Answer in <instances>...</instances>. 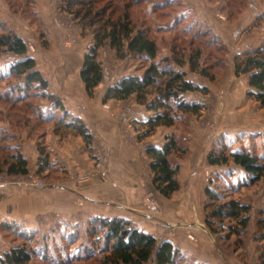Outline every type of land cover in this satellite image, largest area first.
Returning a JSON list of instances; mask_svg holds the SVG:
<instances>
[{"label": "rangeland", "instance_id": "374dc122", "mask_svg": "<svg viewBox=\"0 0 264 264\" xmlns=\"http://www.w3.org/2000/svg\"><path fill=\"white\" fill-rule=\"evenodd\" d=\"M216 1L222 0H99L95 6H107L106 13L111 11L114 17L128 2L135 26L146 28L159 46L156 61L163 55L170 56L172 45H176L184 58L188 57L190 50L200 48V64L210 66V72H214V65L224 67L227 62L232 65L233 58L229 59L227 53L223 56V51L218 49V40L204 23L205 19L203 21L200 18L209 12L207 4L213 5ZM232 1L236 6L240 2L239 6L244 8L247 18L251 15V18L256 17L252 11L264 12V0H242L243 3L240 0ZM10 2L12 8L18 9V14L34 27V37L24 40L26 55L35 60V67L45 79L46 88H36L31 84L23 90L24 77H13L9 73L10 65L22 56L0 53V162L4 157L20 152L27 160L28 173L12 178L20 181L24 188L39 189V209L32 219L0 222V257L14 247H25L33 253L30 264H105L103 258L106 255L102 249L103 238L98 221L115 217L128 220L131 226L152 235L158 243L169 238L175 230L191 226L193 222L198 223L202 218L201 224L209 231L204 219L205 212L209 210L205 208L209 203L206 195L202 204V218L199 215L197 217L194 210L196 218L193 216V220L192 217H181L173 206H169L167 211L162 209L166 206H163L161 197H165H158L154 190L153 196L145 190L142 200L144 206L140 203L139 209L135 208L131 201L126 202L127 191L118 186L116 181L118 168H127L129 161L148 166L150 159L144 153L146 146L162 145L165 137L172 134L181 146L187 147L193 129L213 128V121L177 112V119L172 126H158L143 137L146 127L142 122L146 119L138 121L136 118H142L148 112L150 116L154 113L138 104L134 95L125 100L106 102H102V96L108 86L122 77L141 74L148 62L143 57L128 54L120 59L105 41L97 56L103 77L93 96L89 97H94V103L99 100L97 105L103 108L104 115L90 122L81 121L91 139L90 144L86 145L80 136L61 126V123L76 118L70 105L76 103L80 91L72 75L62 74L74 64L72 53L79 49L81 40L86 44L83 49L87 50L92 44L93 27L87 20L75 18L61 10L64 0H50L49 25L45 26L39 17L40 28L32 21L36 20L33 11L37 12L33 0ZM133 3L136 5L132 6ZM161 4L165 6L161 7ZM159 5L160 9H157ZM76 8L77 5L73 6V9ZM225 9L229 15V9L226 6ZM216 11V18L223 20L224 15L217 8H213L212 13ZM4 32L0 23V34ZM168 66L176 68L172 63ZM176 69L190 72L188 63ZM63 82L73 83L75 89L72 92L61 89ZM17 88L22 91H16ZM47 95H50L49 99L45 98ZM147 98L153 100L154 93ZM249 100L257 102L252 98ZM54 102L60 108H56ZM169 102L174 104V100ZM257 104L260 106L259 102ZM256 115L254 123L249 120L243 129L231 131L230 137L218 138L215 145H210V151L247 150L264 156V107ZM58 120L61 121L59 125ZM55 126L59 128L57 133L53 131ZM25 145H32L27 147L31 153L23 150ZM187 151L184 154L173 153L170 156L172 164L179 167L178 161L187 155ZM42 162H45V166L39 173ZM102 171L104 175H101ZM229 171L230 174L213 172L215 175L212 176L204 171L205 187L217 194L216 205L229 200L247 204L250 208L247 213L249 221L246 229L241 231L235 219L224 218L222 230L213 235L222 246L225 245L235 264H255L258 245L264 243V239H261L264 236V176L251 184L240 166L232 162ZM1 173L7 175L5 171ZM35 181L41 182L42 186H36ZM3 223L8 224L9 228L2 226ZM259 225L262 227L259 228ZM234 229L239 233L232 232ZM179 252L175 264H195ZM145 264L152 262L150 260Z\"/></svg>", "mask_w": 264, "mask_h": 264}, {"label": "trees", "instance_id": "16d2710c", "mask_svg": "<svg viewBox=\"0 0 264 264\" xmlns=\"http://www.w3.org/2000/svg\"><path fill=\"white\" fill-rule=\"evenodd\" d=\"M10 1L6 0V4L12 10V13H20L18 9L12 8ZM98 1L64 0V5L60 6L61 10L72 14L75 18L80 17L83 20H87L90 27H93V42L83 54L79 72V77L87 96H93L96 86L102 80V68L97 56L99 49L104 45L105 41H108V45L115 50L118 58L123 59L128 54L143 57L148 62L147 67L141 74L122 77L108 86L102 96V102H106L108 100H125L134 95L138 104L144 105L147 110L152 111L154 114L142 122L146 127L142 134L143 137L152 133L158 126H172L177 119V112L181 114H198L202 105L183 100L181 94L184 92L205 94L208 92V88L186 80L184 78L185 71L176 68L180 69L185 63H188L190 72L214 81L218 74V70L215 68L219 69L222 66L216 64L213 66L214 72H210V66L200 64V48L190 50L188 57L184 58L182 52L177 50L176 45L171 46L170 56L163 55L156 61L155 59L159 54V46L156 40L149 35V31L146 28L135 26L129 3L126 2L122 6L120 13L112 17L111 11L106 13L107 6L96 8L95 5ZM240 1L242 2V0ZM34 2L35 0H33ZM239 3L236 6L234 1L226 0V8L229 9V15L241 10ZM76 5L78 8L73 9V6ZM134 5L136 4L133 3L132 6ZM162 6L164 7L165 4H161ZM159 7L160 5L157 9ZM33 15L36 20L32 21H35L40 28L41 22L35 10ZM0 23L1 29L5 30L4 33L0 34V53L22 56V58H18L10 65V75L17 78L24 77L23 90L31 84L34 87L36 86V88L45 89L46 81L41 72L36 69L35 60L31 56L26 55L27 47L22 37L7 27L4 22ZM218 42V49L223 51V56L226 55V48L219 40ZM170 63L176 68L168 66ZM232 65L233 73L236 77L247 76V85L249 87L246 93L247 97L254 99L259 102L261 107H264V45L235 54L232 58ZM19 88L16 91L21 92L22 90H19ZM152 93H154V98L149 101L147 96ZM45 98L49 99L50 95ZM170 100H174V104H171ZM54 105L56 108H60L59 104L55 103ZM57 122V125H59V122L61 123L60 120ZM61 126L72 130L76 135L80 136L86 145L90 144L89 133L79 119L74 118L71 122H63ZM58 129L55 126L54 133H57ZM144 151L145 155L150 159L149 169L152 174L153 188L161 196L170 198L180 187L177 180L178 166L172 164L170 156L173 153H186L187 147L181 146L178 139L170 134L165 137V141L160 147L148 145ZM206 159L210 165H227L232 160L234 164L240 166L246 172L251 184L264 176V156L253 154L247 150L219 153L212 150L208 153ZM0 166L2 168L3 166L5 167L3 169L0 168V171H5L11 177L24 176L28 173L27 160L20 152L4 157L3 161L0 162ZM44 166L45 162H42L38 168L39 173ZM204 193L209 199V203L205 205V208L207 207L209 210L205 212L204 219L210 233L216 234L222 230L224 218L235 219L241 231L246 229L249 221L247 213L250 209L247 204L229 200L216 205L217 194L208 187H205ZM98 224L100 227L99 232H101L103 238L102 249L106 255L103 258L105 264H145L150 260L152 264H175L176 258L180 255L179 250L174 248L170 241L163 240L158 243L152 235L131 226L128 220L115 217L101 219ZM2 226L9 228L6 223H3ZM260 227L262 226L259 225ZM237 231V229L232 230V232L238 234L239 232ZM261 239H264V236ZM32 256L33 253L29 249L14 247L0 257V264H30ZM255 264H264V243L258 245Z\"/></svg>", "mask_w": 264, "mask_h": 264}, {"label": "crops", "instance_id": "0c3cea01", "mask_svg": "<svg viewBox=\"0 0 264 264\" xmlns=\"http://www.w3.org/2000/svg\"><path fill=\"white\" fill-rule=\"evenodd\" d=\"M4 1L0 0V22H4L7 27L14 30L23 40H26L27 37L28 39H32L35 35L34 27H31L21 15L12 13ZM49 2L50 0H35L38 16L47 27L49 25ZM207 5V9L210 8V10L208 9L209 12L206 13V16L200 15V18L202 20L205 19V21L203 20L204 23L209 26L214 36L226 48L229 59L242 51L264 45L263 11L262 13L252 11L256 17L251 18V15L247 18L246 13L243 12L244 8H241L233 16L226 14L225 0L221 2L216 1L213 5L210 3ZM213 8H217L219 13L224 15L223 20L216 18L218 13L217 11L216 13H212ZM80 43L79 49L72 53L75 57V61L73 60L74 64L69 69L64 70V74L62 75H72L75 85L80 86L76 103L70 106L72 107L74 116L83 123H86L92 119L96 120L103 117L104 112L103 108L97 105L99 100H96V103H94V97L89 99L80 80L79 72L83 54L86 50L83 49L86 46V44L84 45L85 42L81 40ZM184 78L208 88V92L205 94L200 92H184L181 94V98L187 102H195L202 105L199 114H194L193 117L199 116L200 119L212 120L213 122H211L214 126L213 128L208 126L206 130L202 129V127L193 129L191 137L188 140L187 155L178 161L177 180L180 186L179 190L171 198H162L152 186V174L149 164L147 167H144L134 164L132 161H129L127 168H118L116 183L118 186L120 185L126 189L128 197L126 202L129 203L131 201L135 208L140 207V203L144 206L142 200L145 190L149 192L150 196H153L154 190V193L163 200V206H166L162 209L167 211L169 206H173L174 210L179 212V215H182L181 217H192L194 220L196 213L197 217L198 215L201 217L206 185L204 175L210 173L212 176L215 175L213 172L217 171L227 174L231 173L229 171L232 163L231 160L227 165H210L207 163L206 157L211 150L210 145H215V141L218 138L230 137L229 133L231 131L243 129L249 120H252L254 123L255 119H257L256 114L261 107L257 102L249 100L246 95L249 90L247 77H236L233 73V66L228 62L225 63L224 67L219 68L214 81L190 72H185ZM61 89L72 92L75 88L73 83L68 84V82H63ZM148 113L144 114L142 118L136 119L138 121L145 120L151 115ZM29 146L25 145L26 149ZM156 146L160 147L161 145L157 144ZM25 147H23V150L31 153ZM148 162L150 163V160ZM38 191V188H24L20 181H16V179L14 180L12 177L1 173L0 222H22L25 219H32L39 209ZM151 207L153 206L151 205ZM194 210L196 213H194ZM201 220L199 219L198 223L193 222L191 226L175 230L165 240L170 241L174 247L179 249L195 264H235L225 245L223 244L222 246L221 242L217 241L215 236L203 227L201 224L203 218ZM188 234L194 236V241L188 238Z\"/></svg>", "mask_w": 264, "mask_h": 264}, {"label": "built area", "instance_id": "2783aa9c", "mask_svg": "<svg viewBox=\"0 0 264 264\" xmlns=\"http://www.w3.org/2000/svg\"><path fill=\"white\" fill-rule=\"evenodd\" d=\"M102 169V168H101ZM101 175H104V173H103V171L101 172ZM35 184H36V186H42V183L41 182H36L35 181ZM188 238H190V239H194V236L193 235H191V234H188Z\"/></svg>", "mask_w": 264, "mask_h": 264}]
</instances>
